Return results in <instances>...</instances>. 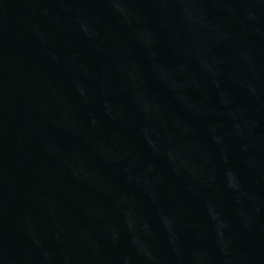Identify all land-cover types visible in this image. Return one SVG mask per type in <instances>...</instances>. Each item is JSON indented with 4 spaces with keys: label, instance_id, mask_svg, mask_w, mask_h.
Here are the masks:
<instances>
[{
    "label": "water",
    "instance_id": "obj_1",
    "mask_svg": "<svg viewBox=\"0 0 264 264\" xmlns=\"http://www.w3.org/2000/svg\"><path fill=\"white\" fill-rule=\"evenodd\" d=\"M0 264H264V0H0Z\"/></svg>",
    "mask_w": 264,
    "mask_h": 264
}]
</instances>
